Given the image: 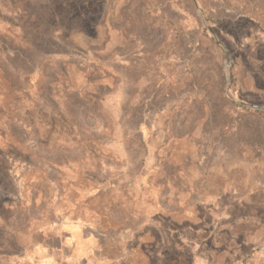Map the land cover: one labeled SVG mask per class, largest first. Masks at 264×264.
<instances>
[{
  "label": "rangeland",
  "instance_id": "rangeland-1",
  "mask_svg": "<svg viewBox=\"0 0 264 264\" xmlns=\"http://www.w3.org/2000/svg\"><path fill=\"white\" fill-rule=\"evenodd\" d=\"M0 264H264V0H0Z\"/></svg>",
  "mask_w": 264,
  "mask_h": 264
}]
</instances>
